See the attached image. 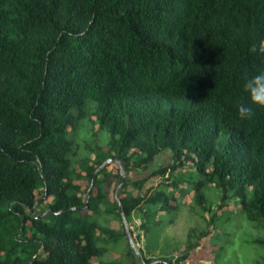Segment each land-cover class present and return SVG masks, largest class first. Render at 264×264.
<instances>
[{
  "label": "trees",
  "instance_id": "16d2710c",
  "mask_svg": "<svg viewBox=\"0 0 264 264\" xmlns=\"http://www.w3.org/2000/svg\"><path fill=\"white\" fill-rule=\"evenodd\" d=\"M260 38L264 0H0V264H91L125 234L105 222L111 213L140 216L148 238L156 211L176 207L180 171L169 172L183 165L193 200L207 181L220 202L240 203L236 221L264 228V107L237 115L244 80L264 69L249 51ZM160 151L165 165L127 174ZM115 157L111 200L104 160ZM75 178L87 179L85 198ZM256 241L250 264H264ZM195 245L154 260L138 247L142 263L127 240L125 254L181 264Z\"/></svg>",
  "mask_w": 264,
  "mask_h": 264
},
{
  "label": "rangeland",
  "instance_id": "374dc122",
  "mask_svg": "<svg viewBox=\"0 0 264 264\" xmlns=\"http://www.w3.org/2000/svg\"><path fill=\"white\" fill-rule=\"evenodd\" d=\"M89 116L93 118L92 114ZM91 127L97 130L96 123H92ZM99 134L98 136L101 138L104 137L103 133ZM84 135L87 137L88 133ZM102 142L103 141H101V143ZM168 160H170L169 155L165 151H160L154 156L150 164L142 168L138 174L134 171H128L127 174L141 176L147 171L165 165ZM188 162V160L185 161L186 164ZM104 163L109 173L106 175L103 184L104 188L108 189L109 199L112 200L113 198L115 199L116 192L120 187L118 178L112 175L116 173L117 169L120 174H122L123 171L116 157L112 158L110 161L104 160ZM73 165L74 169L80 172L79 164ZM184 169L193 168L183 165L169 172L172 175L175 174L177 170L180 171V179L177 180L178 188L172 189L174 199L169 201L174 203L176 207L169 212H164L162 209L156 211L155 217H161L162 220V222L157 224L158 228L156 233H150L149 237L146 238V235L138 226L140 216L136 214L133 215L131 221L127 222L122 217L111 213L105 217V222L117 229H120L122 224L125 234L122 235L117 242L110 243L108 249L100 256H91L89 262L91 264H108L107 262L113 261L116 264H121L122 262H128L127 264H129V256L125 254V251L126 241H129V238H131L137 251L138 247H140L145 256L153 260L161 255L171 257L178 255L188 244H193L195 242L196 245L190 246L188 255L181 264H208L217 257L218 252H220L221 255L219 256L218 254L219 257L216 259L220 264H250L255 248L259 245L256 239L264 238V228H261L262 226L260 224L243 223V225H241L236 221V218L240 216V214L237 213L240 203L231 200V198H225L223 202H220V190L216 189L213 184L207 181L199 187L201 191L199 203L193 200L195 188L193 187V183L190 184L186 180V175L184 176L183 172ZM167 172L165 171L162 174L159 172L152 173L145 184H155L158 181H165ZM196 177H198V175ZM73 181L78 184L80 195L85 198V187H88L87 179L75 178ZM126 188L130 189L132 193L136 192V189L130 188L129 184L126 185ZM92 191H94V188H92ZM34 195L37 197L38 193L35 191ZM211 213H213L215 217H220L221 219L215 220L214 223L211 224ZM227 223H230L231 228L226 226ZM205 229H207L206 234L201 237L198 236L200 232ZM247 239L249 241H246ZM226 240L235 241L233 242L235 247L234 250L231 251V249H226L225 251L224 248L217 250L219 249L218 246H221ZM133 253L137 261L139 260L143 263L140 253L135 250H133Z\"/></svg>",
  "mask_w": 264,
  "mask_h": 264
},
{
  "label": "clouds",
  "instance_id": "9594fccd",
  "mask_svg": "<svg viewBox=\"0 0 264 264\" xmlns=\"http://www.w3.org/2000/svg\"><path fill=\"white\" fill-rule=\"evenodd\" d=\"M249 51L260 58L264 64V38L254 40ZM247 100L237 105V115L241 119H251L254 107H264V69L248 76L242 85Z\"/></svg>",
  "mask_w": 264,
  "mask_h": 264
},
{
  "label": "water",
  "instance_id": "95a60500",
  "mask_svg": "<svg viewBox=\"0 0 264 264\" xmlns=\"http://www.w3.org/2000/svg\"><path fill=\"white\" fill-rule=\"evenodd\" d=\"M111 159H112V158H107V159H105V161H110ZM122 218L124 219L123 216H122ZM129 244H130V246H131V248H132L133 250H135L136 252H138L131 238H129Z\"/></svg>",
  "mask_w": 264,
  "mask_h": 264
}]
</instances>
